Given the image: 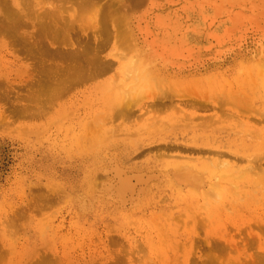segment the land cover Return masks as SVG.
Wrapping results in <instances>:
<instances>
[{
  "label": "rangeland",
  "instance_id": "1",
  "mask_svg": "<svg viewBox=\"0 0 264 264\" xmlns=\"http://www.w3.org/2000/svg\"><path fill=\"white\" fill-rule=\"evenodd\" d=\"M105 3L0 0V264H264V100H228L215 93L216 80L209 87L204 82L189 85L196 92L156 87L155 96L166 99L178 94L213 101L216 110L210 111V124L215 122L210 130H190L172 126L178 114L169 105L135 115L132 96L100 97L117 82L125 59L134 55L119 23L122 10L106 8ZM58 4L62 16L47 15ZM91 9L93 18L87 14ZM222 73L234 76L232 69L223 67L213 77L222 79ZM22 127L32 132L22 133ZM108 134L116 141L100 145L101 135ZM206 134L212 150H217L209 154L216 169L226 171L217 180L220 186L212 188L218 196L214 199L173 189L164 168L179 160L183 150L155 146L165 139L190 146L200 142L205 150V140L199 137ZM91 139L97 141L95 146ZM115 148L121 156L132 152L126 164L132 173L154 174L141 175L148 178L145 183L136 178L135 186L143 190L123 202L115 189L119 182L103 173L108 150ZM205 153L194 151L183 159L203 163ZM110 183L115 186L111 192Z\"/></svg>",
  "mask_w": 264,
  "mask_h": 264
},
{
  "label": "bare ground",
  "instance_id": "2",
  "mask_svg": "<svg viewBox=\"0 0 264 264\" xmlns=\"http://www.w3.org/2000/svg\"><path fill=\"white\" fill-rule=\"evenodd\" d=\"M58 1H74L81 6H88V5H91L93 3V1H95V0H58ZM114 6L117 9H121L123 12L121 15V18L119 20V23L122 26L121 29L123 28L122 33L124 32V34L126 35V43L125 42L124 43L127 45L128 51H130V52L134 51V55H131V56L127 57V59H125L126 61H124V68L122 69V73H121L120 77L118 78L117 82L115 81V83H111V86H109L108 89H105L103 92L99 93L100 97L104 96L105 98L107 97L109 99V98H114V95H119L118 96L119 98H120V96L123 98H125L127 95H129V97L132 96L130 98V100L134 99V101H136L135 104L137 105L136 110L133 109V107H132V110H134L135 112L137 111L139 113H147V112H150L152 109H155L158 107H160L159 109H161L165 105H169L168 109H169V107H172L173 112L178 114L177 119L175 121L176 124L174 123V124H172V126L174 125L175 127L177 126L179 128L190 129V130H195L198 127H200V128L203 127L206 130H210V127H211L210 125L215 122L214 121L210 124V120L212 121V119H214V118L211 119V116H213L214 114L212 112H210V111H213L215 109V107L213 105V101H209L205 98H202V97L198 96L199 94L197 95L198 97L193 96V97H189V98H183L184 95L182 96V95L177 94L176 98L173 97L174 95L172 96V98H174V99H172V98L166 99V96L162 97L163 95L161 97L155 96L157 94V93L155 94L156 87L158 88L160 86H164V87L166 86V87H169L170 89H172L173 91L178 92V90L181 88L188 89L189 85L191 86L193 84H198L200 82H204L209 87L211 85L212 81L216 80L217 82L215 85V93L216 94H222V96H224L228 100H234V101L237 100V102L239 100H240V102L243 100L244 101L246 100V102L249 100H252V101L264 100V0H106V3H105L106 8H110V7H114ZM62 12H63L62 11V4H58L57 6H55V9L53 11L47 12V15H50L53 17L54 16L60 17V16H62L61 15ZM87 14L89 17L93 18L94 17L93 9L89 10V12H87ZM77 54H79V53H76L75 55L77 56ZM69 55H74V54H72V52H71V54H69ZM79 56H80V54H79ZM81 56H82V54H81ZM122 57L124 58L125 55H123ZM67 67L69 68V66H67ZM72 67H74V66H72ZM106 67L107 66L104 65L101 67V69L106 68ZM223 67L228 68V70H229V68L232 69L234 71V76L232 78H229L227 75L222 73L221 77H220L222 79H219V77H217L216 75H214V77H213L214 72H216L217 70H219ZM74 69H75V67H74ZM69 70H68V72H70ZM80 71L82 72L83 70H80ZM72 72L74 73V70ZM77 72H75V74ZM71 73H69V74H71ZM200 84H203V83H200ZM208 84H210V85H208ZM47 88H49V87H47ZM189 89H192L193 91H195L194 90L195 88L194 89L189 88ZM56 90H58V89H56ZM56 90H54L55 93H56ZM161 90H162V88H161ZM179 92L182 93V92H184V90L183 91L181 90ZM45 93H48V92H45ZM158 93H160V92H158ZM183 94H185V93H183ZM193 94H194V92H193ZM33 97L35 99V93H34ZM118 97H117V99H118ZM43 98H45V96H43ZM223 98H220L221 101ZM38 99H37V102L39 103L40 99L39 100ZM127 99H129V98L127 97L125 100H127ZM41 100H42V98H41ZM121 100L122 99H120V101ZM125 100H123V101H125ZM35 101L36 100H34V102ZM27 102H28V100H27ZM31 102H30V104H31ZM224 102H225V100H224ZM38 103H36V104H38ZM236 103L234 102V104H236ZM42 104H43V102H42ZM47 104H49V102ZM234 104H232V105H234ZM34 106H36V105H34ZM45 107H46V105H45ZM165 107H167V106H165ZM188 107L190 108V110H188ZM126 108L128 110V107H126ZM29 109H30V107H29ZM37 109H40V108H37ZM44 110L45 109H43L42 112H44ZM114 110H115V108H114ZM129 110H131V107ZM226 110H228V109H226ZM26 111L27 110L25 108L24 112H26ZM42 112L40 113L41 115L44 114ZM113 112L114 111H112V115H113ZM123 112H124V110H123ZM132 112L128 113V114H132ZM137 112L135 113V115L137 114ZM222 112L224 115H225V113L227 114V112L224 113L223 110H222ZM152 114H154V113H152ZM26 115L28 116V114H26ZM26 115H25V117H26ZM30 115H32V114L30 113ZM35 115H37V114H35ZM138 115H140V114H138ZM158 115H155V116H158ZM33 116L34 115H32V118H33ZM142 116H143V114H142ZM106 117H107V115H106ZM157 120L159 122V119H157ZM102 121H104V120H102ZM218 121H220V120H218ZM223 121H224V119H223ZM96 123L97 122H95V124ZM100 123L104 124L101 122V119H100ZM154 123H157V122H154ZM240 124H241V121H240L239 125ZM86 125H89V124H86ZM153 125H151V126L153 127ZM170 125H171V123L169 125H166V127L170 126ZM22 128L24 129V130H22V133H26L27 131L31 130L30 129V130L25 131L26 128L25 127H22ZM155 128H154V130H155ZM161 128H162V126H161ZM143 129H145V128H143ZM111 130H113V129H111ZM139 130H141V129H139ZM148 130H149V127H148ZM228 130H229V128H228ZM255 130H257V129H255ZM113 131H115V130H113ZM30 132H32V131H30ZM92 132L94 133L96 131H92ZM115 132H117V131H115ZM40 133H41V131H40ZM119 133H117V134H119ZM136 133L134 134L135 136H136ZM28 134H30V133L28 132ZM96 136H97V134H96ZM98 136H99V130H98ZM112 136H113L112 134H110V135L108 134L107 137H105L104 135H101L100 138L98 137L100 139V140L98 139L100 145H102V142L106 141V142H104V144H106L107 147L110 146L113 143V141H116V139H117L116 137H115L116 139H114ZM199 138H201V139L203 138V140H205L204 141L205 143L202 144V145L207 146V148L205 150H202V147H199L200 142H195L194 144H192V145H196L197 146L196 147V146H190V145H187L184 143L180 145L176 141H170V140H165V139L158 141V143H155V146H156V149L158 147L171 148V149H173L174 147L175 148L180 147L181 148L180 150H183L182 152L184 153V155L179 154L178 155V157H180L179 160L174 161V162H170L167 165V167L164 168L163 173L166 176L170 185L173 187V189H175L177 192H184L186 194H191V195L194 194V195H197V196H199L201 198H205V199H207L206 196H208V195H210L211 197L213 196V197L217 198L218 196L215 195V193L214 194L211 193V191H213L212 188H216L215 186H217V185H218V187L220 186L219 183L217 182V180L220 177L224 178L223 175L226 171H218V169H216L217 167H215L216 163L215 164L213 163V158L211 155H209V154H212V152L217 151V150L213 151L210 144H209L210 136L206 134V135L199 137ZM92 140L93 139H91V142H93ZM94 140H96V138ZM194 140L201 141L198 138H195ZM80 141H82V138H81V140H79V142ZM94 142L91 143L90 145L95 146ZM88 143H90V142H88ZM95 143H97V141ZM116 143H115V145L118 144V143L117 144ZM84 145H85V143H84ZM115 145H114V147H115ZM91 147H93V146H91ZM79 148H81V147H79ZM82 149H80V150H82ZM136 149H138V148H135V150ZM76 150H74V151H76ZM84 150H85V148H84ZM167 150H169V149H167ZM108 151L110 152V154L108 157V162H107L108 164H105L107 166H105L103 168L104 176H106L108 178L109 177L114 178L115 179V180H113L114 182L116 180L119 182V183L116 182L119 185H116V187L115 186H113V187H115V189L117 188L116 193L117 192L119 193V195H120L119 197H121L122 202H123L122 198L125 200L127 197H129V199L128 198L127 199L130 200V197L132 198V195H135V193L137 195L138 191L143 190V188L142 189L140 188L141 185L140 186L137 185L138 188H137V186H135L134 183L136 182V178L137 179L141 178V180L143 179L142 183L144 181L147 182L146 180L150 177L148 175H151L153 172L151 171L152 173L146 174L148 176V178H146V180H145V178L141 177V175L143 174L142 171L139 172V174L137 172L132 173V171H130L132 169V167H130V165L129 166L126 165V164H128V160H130L128 158L130 156V153L132 154V152L127 150L130 153L125 154L126 152H124V155L121 156L120 154H118V152H119L118 148L117 149L115 148L113 150V152H111L110 150H108ZM194 151H195V153L206 152L205 153V154H207V156L205 158L206 161L203 163L200 161V162L195 164V163H191L188 159H183L184 157H186V158L190 157V156L187 157V155L190 154L191 152H194ZM218 152H220V151H218ZM160 153H161V151H160ZM104 154H106V153H104ZM121 154H123V153H121ZM223 154L225 155V153H223ZM164 155H165V153H164ZM212 155H214V154H212ZM218 155H220V154H218ZM259 155L262 156V154H259ZM159 156L160 155H158L157 157H159ZM169 156H171V155H169ZM262 157H264V156H262ZM193 158L194 157H192L191 159H193ZM243 159H244V157H243ZM219 160H220V158H219ZM256 160L258 161V158ZM256 160H254V161L256 162ZM220 164L221 165L223 164L222 166H224L226 163L224 160H222V162H220ZM220 164L218 163L217 165H220ZM260 164L261 163H259V165ZM256 165H257V163H256ZM132 166L135 167V164L132 163ZM218 167H220V166H218ZM246 167H248V165ZM249 167H252V166H249ZM257 167H259V166H257ZM260 169H261V167H260ZM234 170L232 173H234ZM242 170H244V169H242ZM250 170H252V169H250ZM244 171H247V170H244ZM244 171H243V173H244ZM144 175H142V176H144ZM153 175L154 174H152V176ZM230 175H231V173H230ZM240 175H242V174H240ZM255 175H256V173H255ZM96 177L94 180H96L98 182L99 180L96 179ZM133 178H135L134 179L135 181H133V183H132ZM94 180L92 179L93 182H95ZM101 180H105V179H103V177H102ZM110 182H112V181H110ZM114 182H113V184H114ZM139 182H141V181L139 180ZM103 184H102V186H105ZM113 184L110 183V187ZM139 184H141V183H139ZM107 185H109V183H107ZM60 186H59V188H60ZM96 186H98V185H96ZM102 186H100V187H102ZM232 186H234V185L232 184ZM232 186L231 187L228 186L229 189L232 188ZM94 187H95V185H94ZM113 187L108 189L109 187L107 186V189L110 191ZM90 188H91V186H90ZM98 188H99V186H98ZM103 188H105V187H103ZM96 189H97V187H96ZM136 190H137V192H136ZM59 191L61 193L63 190L62 191L59 190ZM105 191H106V188H105ZM112 191H113V189H112ZM262 191H264V190H262ZM228 192H230V191H228ZM116 193H114V194H116ZM65 194H68V192ZM211 194H213V195H211ZM59 197H60V195H59ZM67 197H69V195ZM105 197H107V196H105ZM81 198H82V196H81ZM83 199L84 198H82V200ZM118 199L120 201V198H118ZM218 200H220V199H218ZM86 202L89 203L88 201H86ZM132 203H133V201H132ZM81 204H83V203H81ZM90 205H91V203H90ZM80 206L82 207V205H80ZM160 207H162V206H160ZM160 213H162V212H160ZM153 216H156V215H153ZM197 220H198V218H197ZM130 222L133 223V221H130ZM188 222H190V221H188ZM201 224H204V223H201ZM122 225H123V223H122ZM111 231H113V229ZM207 238H209V237H207ZM211 238H213V237L211 236ZM116 239H118V238H116ZM96 242H97V240H96ZM141 245H142V243H141ZM178 245L180 246V244H178ZM124 246L126 247L125 244H124ZM138 246H139V244H138ZM210 246H212V243ZM154 262L155 261H153V263Z\"/></svg>",
  "mask_w": 264,
  "mask_h": 264
}]
</instances>
